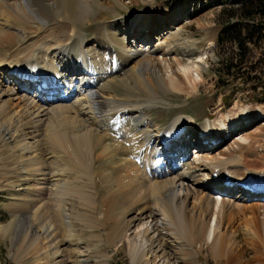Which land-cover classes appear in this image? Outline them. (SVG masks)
<instances>
[{"label": "bare ground", "instance_id": "6f19581e", "mask_svg": "<svg viewBox=\"0 0 264 264\" xmlns=\"http://www.w3.org/2000/svg\"><path fill=\"white\" fill-rule=\"evenodd\" d=\"M99 1L0 0V50L21 43L17 50L0 55V63L15 72L0 69L11 85L0 88V191L10 196L12 218L7 228L1 227V233L10 230L18 216L29 215L28 229L36 228L38 246L33 264H68L72 254L82 257L80 251L68 249L74 239L83 241L76 234L75 221L81 229L88 230V242L97 243L95 250L99 255L95 263L109 258L99 252L102 245H117L132 264H158L161 259L166 264H197L194 258L198 251L192 249L202 243L209 247L213 258H222L226 264L238 263L243 238L236 236L235 231L229 236L221 234L220 227H232L234 219L231 213H225L228 203L216 195L236 188L240 199L258 200L263 196L264 172L257 173L254 181L250 179L253 171L243 177V171L234 168L241 156L236 153L242 151V146L251 148L248 136L233 138L234 142L227 146V155H233L235 160L194 152L192 167L184 163V158L193 139H201L196 147L207 143L213 149L219 140L233 134L235 129L231 128L238 120L244 124L264 116L242 111L236 120H232L233 116L226 122L205 121L199 125L191 117L179 116L167 128L144 117L152 105L161 102L158 92L178 95L195 90L194 82L200 81L203 71L200 52L179 48L176 42L182 30L170 27L160 30L163 40L155 47L134 48L135 38L150 41L148 32L143 38L131 34L136 25L129 28L138 20L136 15L135 22L124 21L122 14L115 20L92 21ZM157 13L141 12L147 17L144 26L156 25L161 20L160 12ZM176 13L174 9L164 22L172 23ZM96 21L94 48L90 49L85 29ZM163 23L159 24L161 28ZM211 46L205 51H210ZM158 50L165 69L161 62H154L153 54ZM137 58L139 61L134 62ZM19 74L55 78L59 86L65 87L60 91L64 95L50 101L34 92L38 99L34 98L26 91L31 85L18 80ZM130 83L134 87L130 97L116 99V87ZM73 87L74 93L67 96L66 90ZM4 96L9 99L4 100ZM132 99L136 103L130 102ZM29 128L31 133L27 132ZM190 132L201 137L194 138ZM258 153H264V148L259 146L254 154ZM100 164L98 172L95 165ZM197 169L209 170V177L205 178L212 185L202 187L198 204L189 210L185 201L195 192L188 185H200ZM15 182L23 188L16 190ZM242 183L254 191L242 189ZM74 200L78 211L72 209ZM240 211L256 216L252 217L255 232L260 226L264 230V204L240 206ZM164 237L177 241L179 249L175 253L167 252ZM77 246L78 243L76 249ZM87 263V259L74 262Z\"/></svg>", "mask_w": 264, "mask_h": 264}, {"label": "rangeland", "instance_id": "374dc122", "mask_svg": "<svg viewBox=\"0 0 264 264\" xmlns=\"http://www.w3.org/2000/svg\"><path fill=\"white\" fill-rule=\"evenodd\" d=\"M117 1L119 3H117ZM99 2L100 3L96 7V11L93 13L91 19L92 21L105 19H109V21L115 20L119 14H122V16L126 18L124 21L134 20L135 22L136 19L134 16L136 15L138 20L132 27L129 28L132 29L136 25V28L132 29L134 31H131V34H138V38H143V34L145 32H148V38H150V41H145L144 39L142 41H140L141 39L135 41V38L132 40L134 48L136 46V48L143 46V48L145 49H149V47H155V44L161 43V41L163 40L161 39L162 33L160 30L168 29L170 27V30H182L179 40L176 42V45L179 48L187 49V47H189L190 49L193 48L194 50L200 52V58H202L203 61V71L201 72V77L199 78L200 81L195 80L194 82V84H196L195 90L190 93H188L189 91H187L186 93L182 92L183 94L178 95H164L162 92H158L157 96L159 101L161 102L152 105V108L148 109V111L144 110V112L146 111L144 117L151 118L153 121L159 124L161 128H167L168 125H170V123H172V121H174L179 116H182V118L185 119H189L190 117L193 118L196 122V125H199L200 123L205 121L216 122L220 120L221 122H226L230 119L229 117L233 116L235 117L232 118V120H236L238 117L237 113L242 111L260 112L264 116V102L260 103L261 100H264V94L262 93L260 88L253 90L251 89L252 85L250 83L243 82L240 79H227L225 76L221 75V61L227 56L224 55V53H228V50L236 52L235 47H231V45L224 46L225 50L221 52L220 48L222 47L217 42V36L220 30V25H223L226 22V18L221 16L222 10L228 8L229 5L233 4L234 0H101ZM174 9L177 13L175 14L176 16H172L175 17L172 21L173 24L171 23V21L165 23L164 20L167 17L169 18L170 12H172ZM141 12L156 13L157 15H159V13L157 12H160L161 20L158 21L156 25L144 26L143 22H145L147 17L140 14ZM150 20H152V18ZM138 21H140L141 24L137 25L136 23ZM160 23L164 24H162V28L159 26ZM11 24H13L14 26H19L18 24H15L13 22H11ZM97 24L98 22L96 21L91 24L90 27L85 29V33L87 35L86 38L89 43L88 45L89 47L91 46L90 49L94 48L93 36L95 35L94 29L96 28ZM30 29L32 28L30 27ZM165 32L166 31L164 30L163 33ZM148 38L145 39L148 40ZM19 42L18 44L17 42L15 43L17 46L14 44V47L8 46L5 49L0 50V55H3L11 49L17 50L19 47L18 45H21V43ZM135 43L139 44V46L135 45ZM209 45H212L209 49L210 51H205ZM162 48L164 49V46H161V49ZM114 49L117 50L116 47H114ZM153 57L154 62L156 64L157 62H161L162 68H166L164 60L162 61V53L160 50H158V52H155L153 54ZM135 61L138 62L139 58L134 60V62ZM189 61L191 60H188V62ZM133 63L131 64V66H133ZM250 65L255 66L256 75L258 78H261L257 80V83L261 84L264 81V39L260 40L259 45L252 44L249 46L245 66L250 67ZM1 68H3L4 71H8L9 73L15 74V72L11 71L8 65L0 63V69ZM136 69L139 68L137 67ZM2 73L3 71H0V88L5 89L6 86L9 87L11 85H9V83H6L9 82V79L4 78V75H2ZM17 87L15 86L16 91L20 92ZM133 89L134 87L132 83H130L129 86H122V84L118 85L116 87V99H119L120 101H123V99H127L128 97H130L129 94H131V91ZM30 92L31 90H29L27 94L33 95ZM35 96L34 98H37ZM67 96L70 95L67 94ZM5 97L8 98L7 96H4V100L9 99H6ZM260 98L263 99L259 100ZM130 102L136 103V100L132 99ZM15 116L16 115H14V117ZM237 122L239 123L235 125L236 128L235 126L231 128L232 130L235 129V131H231L233 132V134L227 136V138L223 141L219 140V144L215 147L213 146V149H210L211 146H207L206 144L196 147L197 144H200L198 141H200L201 139L195 142V139L192 138L194 141L188 145L192 146L187 148L186 154L188 153V155L185 156L184 159L186 161L184 163L192 167L194 166V152H199L196 155H205L208 153V155H214L215 157L220 158L221 160L225 159L226 157L230 161L235 160V158H233V155H227V146L233 143L234 140L238 139L240 135L242 136V134H244L248 136V147L251 148L250 150H246L244 146H242V151L236 153L238 155L240 153L241 156L240 158H238V166L234 168L239 167L238 171L244 172H241L240 174H243V177H248V172L253 171L250 174V179L254 180L255 175L257 173L264 172V153H258V156L257 154H254V152H257V148H259V146L260 148H264V117H259L256 120L253 119L244 122V124H242L243 120H238ZM27 132L31 133L32 130H30L29 128ZM191 134L192 132L189 133V135ZM197 136L201 137L199 134H196L195 137L194 133L192 134V137L194 138H196ZM187 139L190 141L191 137L189 136L187 137ZM29 140L32 141L31 137ZM208 141L209 140H207V142ZM205 147L209 149H206ZM96 153H99V151H96ZM261 154L263 155L261 156ZM5 156L8 157L7 155H4V157ZM259 156L261 158H259ZM100 167L101 164L98 166L95 165V169L97 168L98 172L101 169ZM248 167H251L252 169H249ZM246 168L249 169L247 172ZM195 175H197L196 178L200 180V185L198 183H196L197 185H188V187L190 189H193V192H195V194L191 193L190 195H188V198L186 199L187 201H185V204L189 210H191L194 206L198 204V197L201 196L200 193L203 190L202 187L212 185L211 183H209V181H207L208 179L205 178L209 177L208 169H197ZM69 177L71 178L73 177V175ZM236 178L239 179L240 177L236 176ZM13 185L15 186L16 190L23 188V186H20L21 183L15 182ZM242 186L243 183L240 184L241 188ZM246 188L250 189L249 187ZM250 190H252V188ZM104 194L105 192H103L102 197H104ZM262 194L263 196L261 198H258V200L257 198L246 199L244 197V199H240L237 189L235 188L232 192H224L219 193V195H216L220 199H224L228 203L225 207V213L228 211L226 215L228 213H231L232 219H234L232 222V227H220L221 234H226L229 236L232 232L235 231L236 236H241L243 238L242 241L239 243L240 246H243L241 256L239 257V262L231 264H264V230H262V226H260V228L257 229L258 231L255 232L256 228L252 227L254 225L252 222H255L252 217L255 215L252 216L248 212L242 211L241 213L240 211V206L245 207L252 204H264V202H262V200H264V192H262ZM8 197L10 198L6 191H0V264H17V262L20 261H23L22 264H33V259L38 255V246L36 243V228H30L31 230L28 229L29 215L22 214L18 216L14 221V225L11 227V229L6 231L5 233H1V227L7 228L9 223L12 222L8 207ZM72 209L73 211L79 210L78 202L76 200H74L73 202ZM240 213L242 215H240ZM261 217V215L257 217L258 222L260 223L262 221V218L264 219V217ZM75 226L77 236L83 238L81 239L83 241L78 242L77 239H74L72 246H70L68 249L70 250V252H73V250L80 251L82 257H80L78 253H75V255L71 253L73 259H71L68 264H74L75 261H80L81 259H87V264H132L126 253L117 245H114L113 247L102 245L100 247L101 251L99 252H101L102 254H107L109 258L104 263H95V261L98 260L97 257L99 255V253L95 250V246L97 245V243L93 241L88 242V230L86 231V229H81V226L78 221H75ZM25 232H28L27 236H25ZM252 232L254 233V235ZM255 236L257 240L254 239ZM21 237L23 238L21 239ZM175 241L176 240H174L173 238H163V243H165L169 247L167 248V252L169 254L175 253L177 249H179L178 243L177 241ZM85 242H88V245H85ZM76 243H78L77 249L75 247ZM249 245L251 246V248L249 247ZM252 246H255V248L252 249ZM87 249H90L89 252L87 251ZM192 250L198 251V254L194 258L197 264H226V261H224L222 258H213L211 250L209 249V247L206 246V244H195L194 249ZM22 258L24 259L22 260ZM164 261L165 260L161 259L158 264H166V261Z\"/></svg>", "mask_w": 264, "mask_h": 264}, {"label": "trees", "instance_id": "16d2710c", "mask_svg": "<svg viewBox=\"0 0 264 264\" xmlns=\"http://www.w3.org/2000/svg\"><path fill=\"white\" fill-rule=\"evenodd\" d=\"M221 16L226 18V22L220 25L217 36V42L222 47L220 51L223 52L224 46L230 45L236 49V52L228 50V53H224L227 56L221 61V75L250 83L251 89L260 88L264 94V81L257 83L261 78L257 77L255 66H245L249 46L259 45L260 40L264 39V0H235L222 10Z\"/></svg>", "mask_w": 264, "mask_h": 264}]
</instances>
